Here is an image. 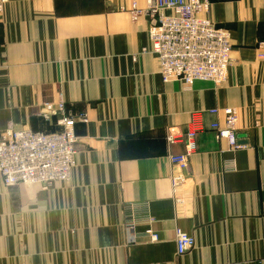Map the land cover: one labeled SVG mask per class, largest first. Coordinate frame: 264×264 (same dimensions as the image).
Segmentation results:
<instances>
[{
    "label": "crops",
    "instance_id": "0c3cea01",
    "mask_svg": "<svg viewBox=\"0 0 264 264\" xmlns=\"http://www.w3.org/2000/svg\"><path fill=\"white\" fill-rule=\"evenodd\" d=\"M207 1L201 15L230 31L234 62L226 84L184 91L141 52L151 21L132 18V0H0V135L60 130L47 102L87 118L75 125L68 183L6 186L0 176V264H264V0ZM227 107L238 112L236 150L209 127L224 125ZM194 110L205 129L180 170L170 156L186 144L167 137ZM131 204L156 220L141 221L134 240ZM176 228L195 238L182 255Z\"/></svg>",
    "mask_w": 264,
    "mask_h": 264
},
{
    "label": "built area",
    "instance_id": "2783aa9c",
    "mask_svg": "<svg viewBox=\"0 0 264 264\" xmlns=\"http://www.w3.org/2000/svg\"><path fill=\"white\" fill-rule=\"evenodd\" d=\"M210 6L207 0H145V7L139 8L136 0H132V18L137 20L145 15L151 21L147 30L149 42L141 52L154 54L163 81H179L184 91L191 90L196 81H209L215 86L226 84L234 62L230 31L201 15L209 12ZM51 105L45 103L52 113L62 114L58 120L60 130L44 132L9 127L0 135V176L6 186L40 184L47 189L56 182L66 184L71 180L78 166L79 137L75 125L78 119L86 122V114L75 116L65 112L63 101L58 108L52 109ZM207 111L217 115L220 110ZM222 111L224 125L214 120L209 127L218 140L226 141L229 150H236L242 146L237 134L238 112L231 107ZM203 115L204 110L192 111L187 130L167 137L170 143L183 140L186 144L185 152L170 156L171 163L180 170L187 168L189 157L197 149V137L205 129ZM224 169L236 170L235 159H227ZM130 208L126 228L134 240L135 228L141 221L152 225L156 220L150 213L138 217L134 213L135 204ZM147 233L151 241L159 240L151 227ZM175 241L179 255L195 246V238L180 228L175 230Z\"/></svg>",
    "mask_w": 264,
    "mask_h": 264
}]
</instances>
